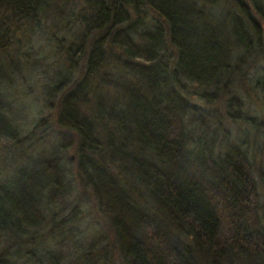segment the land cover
<instances>
[{
    "label": "trees",
    "instance_id": "obj_1",
    "mask_svg": "<svg viewBox=\"0 0 264 264\" xmlns=\"http://www.w3.org/2000/svg\"><path fill=\"white\" fill-rule=\"evenodd\" d=\"M262 12L264 0H0V140L17 148L10 80L18 57L33 52L22 48L25 28L37 31L49 14L59 28L39 32L51 50L41 97L69 136L21 185L24 223L0 221V264H43L39 209L49 211V229L74 236L66 228L78 207L63 201L75 183L66 186L60 162L70 149L77 181L92 190L111 235L106 245L68 239L75 264H264L263 173L245 141L225 134L253 118L244 115L247 99L259 95L264 113L254 19ZM10 149L5 158L17 155ZM42 253L59 264V255Z\"/></svg>",
    "mask_w": 264,
    "mask_h": 264
},
{
    "label": "rangeland",
    "instance_id": "obj_2",
    "mask_svg": "<svg viewBox=\"0 0 264 264\" xmlns=\"http://www.w3.org/2000/svg\"><path fill=\"white\" fill-rule=\"evenodd\" d=\"M247 4L246 2V5ZM228 9L237 13V10L234 9V3L232 2L228 4ZM56 12L57 11H55V13ZM212 12L215 15L219 14L218 10ZM262 13L264 14V12ZM263 14L257 15V13H254V19H256L259 26V32L262 38L261 41L264 43ZM41 22H44V20ZM41 22L37 25V31L36 25H30L29 28H25L26 38H23L22 48H25V50L30 48L33 52L29 54L30 58L28 59L23 56H21L22 58L18 57L20 60L17 68L20 72L17 74L16 78L10 80L11 96L9 100L11 115L9 120L13 121V127H16L17 145L15 147L17 148L13 147L14 143L12 141L0 140V171L2 170L3 172V169L6 168L0 178V221L13 227H20L26 218L22 213V207L18 205V197L21 200L22 196L21 185L27 181L28 177L33 176L31 174L33 170L37 171L39 169V164L42 162L40 159L47 160L49 152H52L54 148L57 147L59 140L63 139L62 137L64 136L69 137L67 135H62L56 130L51 120L54 117V113L52 111L49 112V108L47 107L49 103L45 102L41 97L43 94L41 83H44L42 82L44 77L42 71L49 70V65H51L49 64V52H51V50L49 46V37L46 38L45 35H41L39 32L44 33L45 27H49L50 32L53 33L57 20L52 18V15L49 14L47 22L44 23L42 27L40 25ZM57 26L59 28L58 23ZM31 59L35 60L36 64H33V60ZM1 62H3V58ZM54 63L55 62H53L52 65ZM251 74L254 73L251 72ZM245 103L248 107V111L246 110L248 113H244V115L253 117L246 122L257 125L258 132L256 128L251 129L247 123H239L238 125L228 124L225 126V134L229 137H234L236 141L242 142L244 140L247 142H244V145L257 155V165H260L258 167L261 168V172L263 173V178L258 179V190L260 193V202L262 203L264 202V155L261 156L258 154L257 146H264V113L260 108L261 101L259 95H255L252 99H247ZM34 129L37 130L38 134L32 138L30 133ZM38 138H40V140ZM5 147H10V151L13 149L17 155H14L12 158H5L3 156V154H6L4 152ZM72 154L73 150L70 149V151L65 153V156L60 159V162L65 169L66 186H69L68 182H66L68 180H71L72 183L74 181L75 183L70 194L66 191L68 195L63 201L66 205V209L69 211L74 205L78 207L76 216L73 219V224L66 228V231H71L68 234L74 236L70 239L64 236L61 237L64 234L58 233L54 228L49 229V211H46L44 208L39 209L41 211V217L46 221V223L42 225L43 227L36 229L37 236L46 237V239L41 241L42 244L37 251V256L43 261V264H46V261L47 264H49L48 260H45L42 256V252L44 251L47 253L50 251L54 255H59V264H75L78 260V255L72 250L68 239L70 241H75L81 238L85 243H88L90 240H98L100 238L103 243H105L104 245L111 240L107 225L104 223L105 214L101 212L92 190L88 187L84 188L82 185H79L77 181L75 163L73 165L69 161ZM19 156H21V158ZM40 156L43 157L40 158ZM28 158L31 159L30 163L21 160ZM42 183L43 182L37 179L35 185ZM120 186L123 189L126 188L125 183H121ZM29 188L31 189V187ZM138 193L147 195L143 189H140ZM138 199L143 200V197L138 195ZM144 199H146V196ZM58 207L59 205L57 208ZM61 210L62 209L56 211L58 213V222L62 220ZM72 211L73 213L75 212L74 209ZM50 226L54 225L50 224ZM50 230L53 232L52 236H49ZM104 245H102V247H104ZM23 263H25V260H16V264ZM80 264L83 263L81 262Z\"/></svg>",
    "mask_w": 264,
    "mask_h": 264
}]
</instances>
